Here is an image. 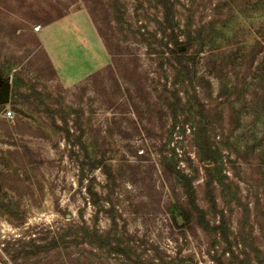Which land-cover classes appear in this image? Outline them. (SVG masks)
<instances>
[{
	"label": "rangeland",
	"instance_id": "rangeland-1",
	"mask_svg": "<svg viewBox=\"0 0 264 264\" xmlns=\"http://www.w3.org/2000/svg\"><path fill=\"white\" fill-rule=\"evenodd\" d=\"M0 73V264H264V0H0Z\"/></svg>",
	"mask_w": 264,
	"mask_h": 264
},
{
	"label": "trees",
	"instance_id": "trees-1",
	"mask_svg": "<svg viewBox=\"0 0 264 264\" xmlns=\"http://www.w3.org/2000/svg\"><path fill=\"white\" fill-rule=\"evenodd\" d=\"M165 16L162 21L161 31L164 33V42L161 43L162 48H164L163 53L168 52L174 59V63L177 67L178 73L181 75L182 72H190V64L195 62V58L199 55L205 48L207 37L199 29H192L190 23L187 24L186 28V38L181 39L178 33V24L174 21V17L171 14L170 8L165 4ZM67 12H60L57 15H50L45 21L46 24L63 17ZM181 46H184L181 49ZM2 74V73H0ZM196 134V146L198 148H203L206 154L205 159H213V154L211 148L213 145L209 141L210 136L206 131L200 130ZM193 201V200H192ZM182 219L184 220V225H189V221L192 217V212L187 209H181L180 213ZM179 223V219L176 220Z\"/></svg>",
	"mask_w": 264,
	"mask_h": 264
},
{
	"label": "crops",
	"instance_id": "crops-1",
	"mask_svg": "<svg viewBox=\"0 0 264 264\" xmlns=\"http://www.w3.org/2000/svg\"><path fill=\"white\" fill-rule=\"evenodd\" d=\"M49 55H50L52 61L56 64L57 63L56 56L51 51H49Z\"/></svg>",
	"mask_w": 264,
	"mask_h": 264
},
{
	"label": "built area",
	"instance_id": "built-area-1",
	"mask_svg": "<svg viewBox=\"0 0 264 264\" xmlns=\"http://www.w3.org/2000/svg\"><path fill=\"white\" fill-rule=\"evenodd\" d=\"M39 28H40V26H36V29H39ZM7 115L8 116H11L12 115V111L11 110H8Z\"/></svg>",
	"mask_w": 264,
	"mask_h": 264
},
{
	"label": "water",
	"instance_id": "water-1",
	"mask_svg": "<svg viewBox=\"0 0 264 264\" xmlns=\"http://www.w3.org/2000/svg\"><path fill=\"white\" fill-rule=\"evenodd\" d=\"M184 48V46H181V49H183ZM4 96H8V90H4Z\"/></svg>",
	"mask_w": 264,
	"mask_h": 264
}]
</instances>
